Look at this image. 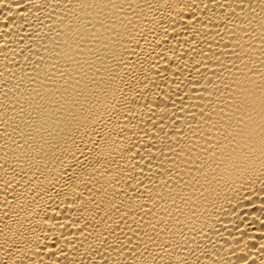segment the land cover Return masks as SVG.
Segmentation results:
<instances>
[{"label": "bare ground", "instance_id": "obj_1", "mask_svg": "<svg viewBox=\"0 0 264 264\" xmlns=\"http://www.w3.org/2000/svg\"><path fill=\"white\" fill-rule=\"evenodd\" d=\"M0 264H264V0H0Z\"/></svg>", "mask_w": 264, "mask_h": 264}]
</instances>
